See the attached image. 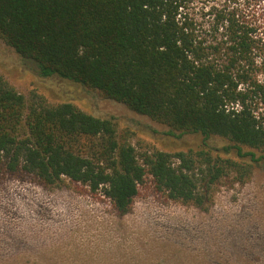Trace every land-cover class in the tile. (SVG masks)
I'll return each instance as SVG.
<instances>
[{"label": "trees", "instance_id": "obj_1", "mask_svg": "<svg viewBox=\"0 0 264 264\" xmlns=\"http://www.w3.org/2000/svg\"><path fill=\"white\" fill-rule=\"evenodd\" d=\"M0 36L41 76L97 89L170 133L223 137L238 156L264 160V0H0ZM191 154H137L113 118L27 99L0 74V169L9 173L100 188L124 214L146 175L169 197L201 205ZM197 155L214 168L211 181L222 173L225 159Z\"/></svg>", "mask_w": 264, "mask_h": 264}, {"label": "rangeland", "instance_id": "obj_2", "mask_svg": "<svg viewBox=\"0 0 264 264\" xmlns=\"http://www.w3.org/2000/svg\"><path fill=\"white\" fill-rule=\"evenodd\" d=\"M0 74L27 99L69 101L113 118L119 140L130 142L137 154L192 152L197 191L204 196L201 205L184 203L146 175L130 210L120 214L100 188L92 191L67 178L45 185L33 174L1 168L0 264H264V160L238 156L223 137L204 141L198 133H170L168 125L97 89L41 76L1 36ZM201 150L225 159L216 164L222 173L213 181L214 168L206 169ZM226 159L241 165L232 167Z\"/></svg>", "mask_w": 264, "mask_h": 264}]
</instances>
